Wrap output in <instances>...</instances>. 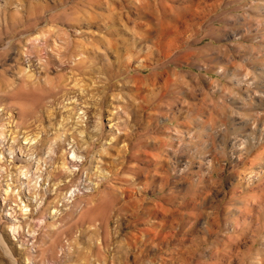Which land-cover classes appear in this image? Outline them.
I'll return each instance as SVG.
<instances>
[{"label": "clouds", "instance_id": "obj_1", "mask_svg": "<svg viewBox=\"0 0 264 264\" xmlns=\"http://www.w3.org/2000/svg\"><path fill=\"white\" fill-rule=\"evenodd\" d=\"M0 264H264V0H0Z\"/></svg>", "mask_w": 264, "mask_h": 264}, {"label": "rangeland", "instance_id": "obj_2", "mask_svg": "<svg viewBox=\"0 0 264 264\" xmlns=\"http://www.w3.org/2000/svg\"><path fill=\"white\" fill-rule=\"evenodd\" d=\"M192 2L194 3L195 0H192ZM183 3H184V0H181V4H182V5H183ZM217 27H219V25H217ZM238 34H239V33H238ZM228 39H234V37L229 36ZM213 55H215V53H213ZM130 219H132V222L135 223V219H134V218H130Z\"/></svg>", "mask_w": 264, "mask_h": 264}]
</instances>
